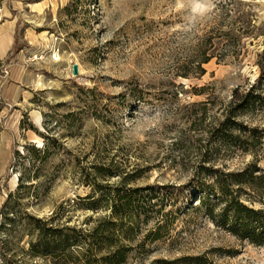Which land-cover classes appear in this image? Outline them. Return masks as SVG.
<instances>
[{"label": "rangeland", "instance_id": "1", "mask_svg": "<svg viewBox=\"0 0 264 264\" xmlns=\"http://www.w3.org/2000/svg\"><path fill=\"white\" fill-rule=\"evenodd\" d=\"M228 1L211 0L214 8L185 32L193 0H183V8L177 0H0L4 53L11 34L14 38L0 58L10 57L0 83V225L6 223L0 230V264L12 255L22 259L30 239L29 213L49 215L90 191L79 181L76 157L114 155L138 174L131 185H154L168 198L180 192L179 200L166 206L173 213L165 216L171 222L164 237H148L156 226L151 219L126 264H191L197 256L217 264H264V246L240 241L203 212L177 214L179 207L196 204L187 185L201 163L207 128L222 116L234 88L249 86L260 74L256 60L263 36H251L244 57L215 56L204 64L205 75L193 74L191 61L211 52L207 38L222 23ZM233 1L252 18L250 35L264 32V0ZM185 72L192 74L180 75ZM244 119L264 126V113ZM44 143L49 150L33 165L32 151L23 154L25 146ZM253 161L264 169V144L256 155L222 152L215 163L240 169ZM20 174L26 182L18 190ZM11 193L9 207L20 202L17 208L6 207ZM73 214L77 221L86 212Z\"/></svg>", "mask_w": 264, "mask_h": 264}, {"label": "trees", "instance_id": "2", "mask_svg": "<svg viewBox=\"0 0 264 264\" xmlns=\"http://www.w3.org/2000/svg\"><path fill=\"white\" fill-rule=\"evenodd\" d=\"M235 3L230 0L223 5V21L209 32L207 38L206 46L211 52H205L202 59L191 61L195 62L193 74L205 75L204 64L215 56L220 59L244 57L251 36H263L262 50L256 60L260 74L249 86L234 88L230 100L222 107V116L207 128L205 143L200 148L201 163L187 185L194 190L191 197L195 198L196 204L179 207L177 214L189 210L203 212L216 226L240 241L264 246V207L255 208L248 203L259 201L264 204V169L254 161L240 169H227L215 163L222 152L256 155L258 147L264 144V126L251 125L244 119L249 114L264 113V32L250 35L249 28L255 27L252 18L240 13ZM9 62L10 57L5 61L0 59V83L2 67ZM191 74L180 75L188 77ZM205 90L203 86L198 93L203 94ZM48 150V143L32 144L25 146L23 154L32 151L30 156L35 159V165L39 154ZM114 156H100L95 160L76 157L79 181L90 187V191L85 196L67 199L49 215L29 213L28 248L23 249L22 259L13 255L4 257L3 264H126L145 224L151 219L155 220L156 226L150 229L148 237L152 241L162 239L163 230L171 222L165 216L173 213L172 207L165 211L166 206L175 204L180 192L168 198L159 195L154 185H131L138 174L128 172L125 164L116 161ZM113 178L120 181L111 182ZM19 180L18 190L25 186L26 178L20 174ZM12 197L13 193L6 207L11 204ZM19 205L20 202H14L9 208ZM76 209L86 212L82 220L73 221ZM10 224L14 230L15 221ZM5 225L2 223L0 230ZM192 259L191 264H217L205 256Z\"/></svg>", "mask_w": 264, "mask_h": 264}, {"label": "clouds", "instance_id": "3", "mask_svg": "<svg viewBox=\"0 0 264 264\" xmlns=\"http://www.w3.org/2000/svg\"><path fill=\"white\" fill-rule=\"evenodd\" d=\"M177 7H184L183 0H177ZM212 8H214V5L211 3V0H193L187 23L183 26V31L190 32L196 22V18L206 15ZM180 27V25H177V28ZM145 119H147V117Z\"/></svg>", "mask_w": 264, "mask_h": 264}, {"label": "crops", "instance_id": "4", "mask_svg": "<svg viewBox=\"0 0 264 264\" xmlns=\"http://www.w3.org/2000/svg\"><path fill=\"white\" fill-rule=\"evenodd\" d=\"M3 34V33H2ZM2 34H0V42H1V35ZM11 34V33H10ZM11 36H12V42H11V44H10V46L8 47V49L6 50V52L4 53L3 51H2V48H1V45H0V58H3L6 54H7V52L9 51V49L11 48V46L13 45V42H14V38H13V35L11 34Z\"/></svg>", "mask_w": 264, "mask_h": 264}, {"label": "water", "instance_id": "5", "mask_svg": "<svg viewBox=\"0 0 264 264\" xmlns=\"http://www.w3.org/2000/svg\"><path fill=\"white\" fill-rule=\"evenodd\" d=\"M73 73L75 75L79 74V67H78V64H74L73 65Z\"/></svg>", "mask_w": 264, "mask_h": 264}]
</instances>
